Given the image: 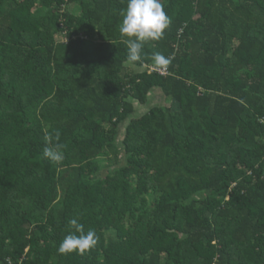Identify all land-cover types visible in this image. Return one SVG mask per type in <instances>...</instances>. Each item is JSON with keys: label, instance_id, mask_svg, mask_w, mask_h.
<instances>
[{"label": "trees", "instance_id": "trees-1", "mask_svg": "<svg viewBox=\"0 0 264 264\" xmlns=\"http://www.w3.org/2000/svg\"><path fill=\"white\" fill-rule=\"evenodd\" d=\"M161 2L133 63L127 0H0V264H264V0Z\"/></svg>", "mask_w": 264, "mask_h": 264}, {"label": "clouds", "instance_id": "clouds-1", "mask_svg": "<svg viewBox=\"0 0 264 264\" xmlns=\"http://www.w3.org/2000/svg\"><path fill=\"white\" fill-rule=\"evenodd\" d=\"M122 15L119 32L122 38H126L127 60L133 63L142 59L144 45L162 39L171 24V18L165 12L161 0H127V7ZM153 62L157 68L166 70L171 64V58L157 52L153 56ZM61 149L62 145L59 144L46 146L43 156L59 164L64 158ZM69 223L75 227V232H70L64 237L57 249L59 254L84 255L95 248L99 241L95 230L89 229L85 233L83 225L76 219L70 220Z\"/></svg>", "mask_w": 264, "mask_h": 264}, {"label": "rangeland", "instance_id": "rangeland-1", "mask_svg": "<svg viewBox=\"0 0 264 264\" xmlns=\"http://www.w3.org/2000/svg\"><path fill=\"white\" fill-rule=\"evenodd\" d=\"M71 6H72V8H74L73 4H71ZM56 36H57V37H55L56 40H60V39H64L65 38L64 35H56ZM128 65H129V63H128ZM160 94H161V90L158 89V88L153 91V94H151L152 95L151 100L153 101V103H163V102H165V100L162 98V94L161 95ZM126 124H127V121L124 124L120 125L119 128H118V134H117V141L116 142L119 145V147H121V149H122V145H123L122 141H123V138H124V135H125L124 127H125ZM100 161L102 162L103 165H107V163H108V161L106 159H102ZM110 167H112V166L110 165ZM98 174L100 175V172Z\"/></svg>", "mask_w": 264, "mask_h": 264}, {"label": "built area", "instance_id": "built-area-1", "mask_svg": "<svg viewBox=\"0 0 264 264\" xmlns=\"http://www.w3.org/2000/svg\"><path fill=\"white\" fill-rule=\"evenodd\" d=\"M158 71L160 74L162 75H167L169 73L168 69L164 70V69H160V68H157V67H151L150 71Z\"/></svg>", "mask_w": 264, "mask_h": 264}, {"label": "crops", "instance_id": "crops-1", "mask_svg": "<svg viewBox=\"0 0 264 264\" xmlns=\"http://www.w3.org/2000/svg\"><path fill=\"white\" fill-rule=\"evenodd\" d=\"M151 67H153V66H151Z\"/></svg>", "mask_w": 264, "mask_h": 264}]
</instances>
